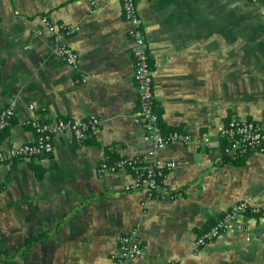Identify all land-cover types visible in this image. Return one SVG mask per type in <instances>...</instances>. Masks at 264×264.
<instances>
[{"label":"crops","instance_id":"crops-1","mask_svg":"<svg viewBox=\"0 0 264 264\" xmlns=\"http://www.w3.org/2000/svg\"><path fill=\"white\" fill-rule=\"evenodd\" d=\"M92 1L0 0V110L17 113L0 148L34 142L35 117L102 121L87 140L55 137L50 156L0 164V264H119L120 238L134 229L146 253L127 264H264V154L242 165L222 154L230 118L264 129V6L139 0L162 131L191 139L159 153L176 165L165 179L173 195L159 199L128 190L136 180L128 167L102 170L108 150L144 159L153 145L135 118L122 5ZM63 27L78 31L65 37ZM63 44L77 52V67L60 59ZM244 200L254 209L244 230L195 251L197 237Z\"/></svg>","mask_w":264,"mask_h":264},{"label":"built area","instance_id":"built-area-1","mask_svg":"<svg viewBox=\"0 0 264 264\" xmlns=\"http://www.w3.org/2000/svg\"><path fill=\"white\" fill-rule=\"evenodd\" d=\"M104 0H93L98 5ZM122 5L123 17L128 25V36L131 43V53L135 60L134 80L139 92V105L135 114L136 122L145 129L144 139L153 145L144 159H128L130 168L137 172L136 180L132 188L144 191L149 198H171L173 191L165 185L168 171L173 170L174 163H162L158 155L170 143L190 142V136L173 132L165 135L160 125V117L156 112L154 74L155 66L151 61L146 35L142 20L139 15V0H114ZM253 4L263 5L264 0H249ZM49 24V20L45 19ZM62 36H73L78 29L76 27H63ZM58 54L62 61L70 66L77 67L79 57L70 46L63 44L59 47ZM14 106L0 110V142L2 133L6 131L16 119ZM42 121L35 117L29 122L30 128L35 132L36 139L19 147L7 150L0 148V164L7 165L16 161H25L50 156L54 152V138L67 133L73 134L78 141H84L91 135L97 134L102 121L96 117L86 120H72L68 118H54ZM223 137L229 142L224 148L223 154L232 156L237 152H251L264 154V129L255 120L234 119L223 128ZM107 168H102L104 171ZM141 169V170H140ZM252 201L244 200L219 218L212 227L202 232L195 242V251H200L209 243L217 240L228 232L243 231L242 217L253 209ZM121 259L119 264H127L128 261L145 256V247L139 237L137 229L123 235L119 241ZM169 264H179L171 262Z\"/></svg>","mask_w":264,"mask_h":264},{"label":"trees","instance_id":"trees-1","mask_svg":"<svg viewBox=\"0 0 264 264\" xmlns=\"http://www.w3.org/2000/svg\"><path fill=\"white\" fill-rule=\"evenodd\" d=\"M234 119H237V118H234V117L230 118L228 120V123H230ZM14 121L12 122V125L7 130H9L13 126ZM42 121H47V120L46 119H42ZM7 130L2 133V137H3V135H5L8 132ZM91 136L89 138H91ZM224 140H225V143H226L225 147H227L229 145V142H228V140L226 138H224ZM223 150H222V154L224 152ZM250 153L251 152H246V153L237 152V153H235L232 156L223 154L224 155L223 157H224V160L229 162V163H233V164H236V165H242V164H244V162L246 161V159H247V157L249 156ZM129 162H130V160H128L126 157H120L115 152H112V151L108 150L106 159L102 162L101 166H102V168H107L109 170H117V169L121 168L122 166H124V167H128V169H130L133 173H135V175H137V172H139V171H135L134 169L130 168V166L128 165ZM37 175H38V177H42L43 173L38 171ZM204 231H206V230H204ZM32 242H33V240L28 243V246H30L32 244Z\"/></svg>","mask_w":264,"mask_h":264}]
</instances>
